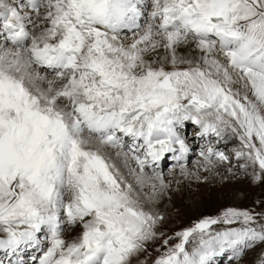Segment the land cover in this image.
Here are the masks:
<instances>
[{
  "label": "snow or ice",
  "instance_id": "obj_1",
  "mask_svg": "<svg viewBox=\"0 0 264 264\" xmlns=\"http://www.w3.org/2000/svg\"><path fill=\"white\" fill-rule=\"evenodd\" d=\"M0 37V251L139 264L169 187L153 165L172 154L189 175L186 122L237 138L240 167L264 182V0H0ZM200 156L205 171L229 160L211 141ZM256 243L264 210L228 208L163 239L153 264L239 259Z\"/></svg>",
  "mask_w": 264,
  "mask_h": 264
},
{
  "label": "rangeland",
  "instance_id": "obj_2",
  "mask_svg": "<svg viewBox=\"0 0 264 264\" xmlns=\"http://www.w3.org/2000/svg\"><path fill=\"white\" fill-rule=\"evenodd\" d=\"M129 37H131V34H129ZM0 40H3V38L0 37ZM233 90L240 92L242 95L247 91L242 89L239 84L234 85ZM248 94L250 95V92ZM190 128V132L188 135L186 134V142L192 148L190 157L193 154L186 163V169L190 171L188 172L189 175L181 174L180 167L173 163L158 171L163 175L166 184L169 185L158 196L157 201L151 205V210L163 217L157 225V232L162 235L159 236L155 243H148L147 252L141 254L138 258L139 264H153L154 260L166 251V248L162 245L163 239L168 237L175 238L176 232L193 226L201 219L219 216L228 208L252 212L264 210V182L254 183L249 180L251 178V169L247 170L249 177H244L245 169L240 167V163L243 161H237L235 157V150L240 148L239 140L232 137L230 141L228 140V145L220 142L219 144H222L220 152L229 157V160L223 163L216 162L214 167L210 168L209 171H205L197 163L202 161L200 156L202 148L197 147L198 142L192 139V137L198 135V130H195V126H190ZM181 133H184V131L181 130ZM213 142H215V138ZM132 166H135L134 162ZM120 167L122 173L127 177L122 164ZM229 168H232L231 172H229ZM146 171L151 175L152 170L148 168ZM131 177H127V179L132 180ZM143 192L149 193L150 189L145 187ZM237 226L239 225H232V227ZM213 227L216 228L217 226ZM175 242H178V240H170L169 246H172ZM244 249H242L239 259L229 262H226L228 255L219 256L220 264H259V261L264 258V244H252L245 251ZM227 254H230V252ZM219 261L217 260L214 264H219ZM4 264H10V262L6 260ZM134 264H137V262L134 261Z\"/></svg>",
  "mask_w": 264,
  "mask_h": 264
},
{
  "label": "bare ground",
  "instance_id": "obj_3",
  "mask_svg": "<svg viewBox=\"0 0 264 264\" xmlns=\"http://www.w3.org/2000/svg\"><path fill=\"white\" fill-rule=\"evenodd\" d=\"M1 45H2V44L0 43V46H1ZM180 51H181L182 53H184V52H186L187 50H183V51H182V50L180 49ZM193 54L196 56L197 59L199 58V53H193ZM236 85H237V84H236ZM241 95H242V94H241ZM182 130L184 131L185 129H182ZM196 131H197V130H196ZM197 132H198V131H197ZM193 133H194V132H193ZM195 134H196V133H195ZM227 139H228V137H227ZM190 140H192V139H190ZM195 144H196V143H195ZM191 149H192V148H190V150H191ZM188 158H190V152L188 153L187 159H188ZM183 162H184V161H181L180 163H183ZM163 165H164V164H163ZM197 166H198V165H197ZM198 167H199V166H198ZM211 168H212V167H211ZM216 168H217V167H216ZM123 169L125 170L127 177L130 178L131 175L128 174V169H127V168H124V167H123ZM187 172H190V171L187 170ZM193 172H194V171H193ZM179 173H180V172H179ZM219 174H220V173H219ZM221 175H222V174H221ZM223 175H224V174H223ZM127 177H126V178H127ZM220 177H221V176H220ZM131 179H133V177H131ZM130 181H131V180H130ZM165 183H166V181H165ZM144 189H145V188H144ZM144 189H143V190H144ZM163 198H164V197H163ZM157 199H158V198H157ZM155 201H157V200H155ZM256 246H257V245H256ZM253 247H254V246H253ZM254 248H255V247H254ZM226 253H228V252H226Z\"/></svg>",
  "mask_w": 264,
  "mask_h": 264
}]
</instances>
